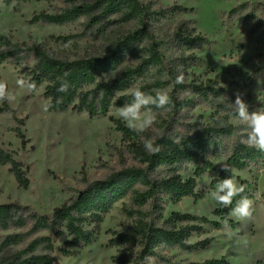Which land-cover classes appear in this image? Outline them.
I'll use <instances>...</instances> for the list:
<instances>
[{"label": "rangeland", "instance_id": "1", "mask_svg": "<svg viewBox=\"0 0 264 264\" xmlns=\"http://www.w3.org/2000/svg\"><path fill=\"white\" fill-rule=\"evenodd\" d=\"M101 0H40L31 3L13 1L6 5L0 0V35L10 36L14 42L42 46L51 56L64 60L108 55L114 45L127 34L143 26L140 19L122 21L120 15L103 17ZM147 9L146 27L161 46L162 61L149 69L146 82L166 83L181 105L179 114L167 124L172 133H185L194 127L231 125L235 131L218 140V153L208 154L207 160L215 167L197 180L196 192L200 200L184 198L174 202L162 196L163 219H153L159 227L172 213L190 214L207 218L200 222L171 223L181 229L202 225L188 241L196 245L213 240L205 250L186 252L180 249L161 251V264L204 263L225 260L226 264H264V153L258 165L251 164L243 171L233 170L244 185L241 197L250 196L254 202L251 219L236 220L235 227L225 226L214 215L221 208L210 193L212 181L219 177V169L226 166L230 153L237 144H244L246 133L238 125L230 106L239 93L249 110L264 109V0H140ZM74 4L94 6L89 15L66 25L32 23L36 15L56 14ZM202 36L209 42L202 48L184 47L183 37ZM178 69L185 82L174 84ZM252 77L248 80L244 75ZM24 77L21 68L12 61L0 65V80L8 83L15 100L8 103L13 113L0 114V149L11 153L28 170V190L19 188L10 167H0V205L19 203L41 215L52 216L55 209L77 197L85 187L104 180L113 173L137 164L129 154L123 136L116 130L114 120H120L116 108L106 116L90 119L85 113L73 110L50 112L44 110L46 84L39 92L28 94L16 86ZM212 81L218 96L208 98L191 92L195 86H206ZM183 86L190 87L188 92ZM3 103H0V107ZM157 114V122L149 129L155 137L162 134L168 117ZM23 121L20 130L28 141L26 146L14 129ZM216 120H220L217 123ZM123 122L122 120H120ZM165 121V122H164ZM124 123V122H123ZM125 124V123H124ZM245 145V144H244ZM183 179L194 176L195 168L184 165ZM130 196L124 198L103 217L94 242L85 246L68 235L57 240L56 248L72 252L69 257L56 253L55 264H118L122 247L109 245L114 235L126 234L134 221L129 212L134 210ZM144 211H149L146 207ZM221 223L217 230L213 223ZM95 229L94 225L87 227ZM67 243H73L67 245Z\"/></svg>", "mask_w": 264, "mask_h": 264}, {"label": "trees", "instance_id": "2", "mask_svg": "<svg viewBox=\"0 0 264 264\" xmlns=\"http://www.w3.org/2000/svg\"><path fill=\"white\" fill-rule=\"evenodd\" d=\"M14 0H4L11 5ZM31 3L40 0H16ZM96 7L102 8L103 17L120 15L121 20L128 22L140 19L141 28L127 34L103 57H85L75 60H64L51 56L42 46L14 42L10 36L0 35V65L12 61L21 68L24 78H30L38 89L46 84L44 98L51 102L50 112H67L73 110L78 114H87L90 119L106 116L112 108L118 109L125 103H130V90L139 88L144 92L152 89H165L166 83L158 80L146 82L145 76L149 69L162 61L161 46L144 23L148 15L147 9L140 0H101ZM94 6L74 4L56 14L36 15L32 23L43 22L50 25H66L87 16ZM184 47L202 48L209 44L202 36L195 38L183 37ZM248 80L252 77L245 74ZM58 77L69 82L66 93L58 92ZM209 81L206 86H195L191 92L208 98L210 94L218 96L214 86ZM190 87L183 86L188 92ZM39 92V91H38ZM170 111L155 109L159 114L166 113L168 122L164 125L162 134L155 137L151 131L136 133L129 130L120 120H114L116 130L123 136V143L132 155L136 166L113 173L104 180L88 184L84 191L72 198L62 207L54 210L53 215H41L28 206L19 203L0 205V264H55L56 253L69 257L72 252L65 248L57 249V240L68 235L75 242L85 246L91 245L102 223L103 217L112 208L130 196L134 210L128 211L129 218L134 223L128 233L114 235L110 240L111 247H122L121 255L115 260L118 264H144L146 256H156L162 260L161 251L180 249L186 252L207 249L213 240H205L196 245L188 241L195 233L202 232V225L189 226L181 229L167 228L171 223L200 222L209 224L207 218L190 214L172 213L163 227H159L153 217L163 219L164 209L160 204L162 196H170L174 202L184 198L200 200L196 192L197 180L208 171L215 169L213 163L207 160L208 154L218 153V140L231 135L235 128L226 125L223 128L207 126L194 127L185 133H172L167 130V124L179 114L180 104L173 92ZM154 95V93H153ZM13 113L7 102L0 107V114ZM217 123L220 120H216ZM14 131L25 147L27 140L20 130L23 121H17ZM141 137L151 138L160 146V152L149 154ZM263 158L262 153L244 144H237L227 161L230 171L219 169V177L212 181L216 187L219 180L233 176V170L243 171L251 164L258 165ZM184 165L195 168L194 176L183 179L180 172ZM10 167L19 188L28 190L30 180L28 170L21 162L14 159L11 153L0 149V167ZM251 199L250 196H248ZM241 195L233 199L229 208L221 207L214 215L224 223L231 207H235ZM149 207V211L143 209ZM221 223L214 222L217 230ZM94 225L95 229L87 227ZM228 225L235 227L230 218ZM73 243H67L72 245ZM189 264H226L225 260H207L204 263Z\"/></svg>", "mask_w": 264, "mask_h": 264}, {"label": "clouds", "instance_id": "3", "mask_svg": "<svg viewBox=\"0 0 264 264\" xmlns=\"http://www.w3.org/2000/svg\"><path fill=\"white\" fill-rule=\"evenodd\" d=\"M59 81L58 92L66 93L69 89V82L66 79L57 78ZM185 82V75L183 71L178 69V75L175 78L174 84H183ZM15 84L18 88L23 89L26 93L32 94L39 91L37 84L30 78L19 77ZM154 93V95H153ZM132 100L130 103H125L116 110L117 118L125 123V126L138 134L144 133L151 129L157 122V114L153 111L155 109L170 111L172 105V98L167 89H152L150 92H144L139 88H132L130 90ZM15 93L9 89L8 83L0 80V103L13 102L15 100ZM234 109V115L246 133L242 143L248 147H252L264 153V109L249 110L248 104L242 99L239 93L236 94L235 101L230 103ZM44 110L47 111L52 107L51 102L46 103ZM145 150L155 155L160 152V146L155 144L151 138L141 137ZM225 171H230L227 166H224ZM245 191V187L239 184L237 180L230 176L219 180L215 189L210 193L211 198L221 207L229 208L233 199L240 196ZM254 212V202L248 197H241L236 202L235 207H231L228 217L225 218L224 224L228 225V219L245 220L251 219ZM144 264H161L158 257L146 256Z\"/></svg>", "mask_w": 264, "mask_h": 264}]
</instances>
